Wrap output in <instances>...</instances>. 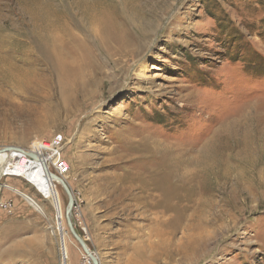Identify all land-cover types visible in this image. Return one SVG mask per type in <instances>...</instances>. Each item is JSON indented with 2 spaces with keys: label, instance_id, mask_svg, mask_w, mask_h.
<instances>
[{
  "label": "rangeland",
  "instance_id": "374dc122",
  "mask_svg": "<svg viewBox=\"0 0 264 264\" xmlns=\"http://www.w3.org/2000/svg\"><path fill=\"white\" fill-rule=\"evenodd\" d=\"M60 134L99 264H264V0H0V150ZM4 182L0 264H92Z\"/></svg>",
  "mask_w": 264,
  "mask_h": 264
},
{
  "label": "built area",
  "instance_id": "2783aa9c",
  "mask_svg": "<svg viewBox=\"0 0 264 264\" xmlns=\"http://www.w3.org/2000/svg\"><path fill=\"white\" fill-rule=\"evenodd\" d=\"M65 144L66 137L60 134L49 139L35 140L28 148L21 149V151L2 150L5 152L0 158L1 211L6 215H13L15 211V202L12 198L7 197L6 199H2L3 191L13 192V187L4 182V180L8 178H20L27 182L35 189L42 199H45L44 193L40 191L36 183L44 182L46 186L53 185L57 192V199L56 202L52 199L50 200L53 201L55 212H57L56 205L62 208V198L58 188L61 184L58 181L53 180L51 176L55 175L61 179H65V177L71 173L70 165L63 155ZM79 203V199L74 197L72 216L73 210L75 213L79 210ZM39 213L44 215L41 212ZM53 230L58 232L57 226L54 227Z\"/></svg>",
  "mask_w": 264,
  "mask_h": 264
},
{
  "label": "water",
  "instance_id": "95a60500",
  "mask_svg": "<svg viewBox=\"0 0 264 264\" xmlns=\"http://www.w3.org/2000/svg\"><path fill=\"white\" fill-rule=\"evenodd\" d=\"M3 150H9V149L5 148ZM51 177L53 178V180H56L61 184L62 188L64 189L65 193L67 194L68 205H67V208L65 210V216H66V222H67V226L69 228V231L75 237V239L77 240V242L81 246L83 252L87 255V257L90 259L92 264H99L98 258H96V255L90 251L88 245L81 238V236L78 235V233L76 232V229L74 227V224L72 223V217L71 216H72V208H73V204H74V196L72 194V191L70 190V188L66 185V183L61 178H59L55 175H52Z\"/></svg>",
  "mask_w": 264,
  "mask_h": 264
},
{
  "label": "bare ground",
  "instance_id": "6f19581e",
  "mask_svg": "<svg viewBox=\"0 0 264 264\" xmlns=\"http://www.w3.org/2000/svg\"><path fill=\"white\" fill-rule=\"evenodd\" d=\"M76 45V44H75ZM77 46H80L83 50H84V45L82 44V43H78L77 44ZM76 54H77V51H76ZM57 58H58V65H59V69H61V72H63L64 71V67H65V62H64V60H63V57H62V54H60V53H57ZM83 68V67H82ZM81 68V69H82ZM67 71V70H66ZM66 78V77H65ZM4 80V79H3ZM8 149H10V151H14V150H20L21 151V149L20 148H17V147H14V148H8ZM3 152V154H4V152L5 151H1L0 150V153H2ZM65 183H66V181L64 180V179H62ZM66 185L68 186V184L66 183ZM53 191H55V190H53ZM28 198V197H27ZM31 200V199H30ZM30 202H32L34 205H36L32 200L30 201ZM186 229V228H185ZM188 230V229H187ZM162 232V231H161ZM177 234V233H176ZM176 234L174 235V234H170V237H169V239L170 240H172L173 241V239L174 238H176L175 236H176ZM184 234V233H183ZM184 238V237H183ZM166 239V238H165ZM164 239V240H165ZM174 241H175V239H174ZM171 242V241H170ZM161 245V244H160Z\"/></svg>",
  "mask_w": 264,
  "mask_h": 264
},
{
  "label": "crops",
  "instance_id": "0c3cea01",
  "mask_svg": "<svg viewBox=\"0 0 264 264\" xmlns=\"http://www.w3.org/2000/svg\"><path fill=\"white\" fill-rule=\"evenodd\" d=\"M52 189L53 190H55V188L54 187H52ZM14 191H16L15 189H14ZM21 196L27 201V203H29L31 206H33V208H35L38 212H41V213H43L44 214V211H43V207L39 204V203H37L32 197L30 198V197H28L26 194H21ZM28 197V198H27ZM54 197V196H53ZM56 197H54V199H55ZM36 204V205H34L32 202H30L31 200Z\"/></svg>",
  "mask_w": 264,
  "mask_h": 264
},
{
  "label": "trees",
  "instance_id": "16d2710c",
  "mask_svg": "<svg viewBox=\"0 0 264 264\" xmlns=\"http://www.w3.org/2000/svg\"><path fill=\"white\" fill-rule=\"evenodd\" d=\"M76 231L80 234V232L76 229ZM81 235V234H80Z\"/></svg>",
  "mask_w": 264,
  "mask_h": 264
}]
</instances>
